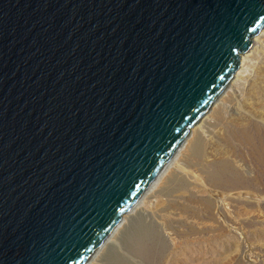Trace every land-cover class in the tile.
I'll list each match as a JSON object with an SVG mask.
<instances>
[{"label":"water","instance_id":"water-1","mask_svg":"<svg viewBox=\"0 0 264 264\" xmlns=\"http://www.w3.org/2000/svg\"><path fill=\"white\" fill-rule=\"evenodd\" d=\"M263 27L264 0H0V264H87Z\"/></svg>","mask_w":264,"mask_h":264},{"label":"rangeland","instance_id":"rangeland-1","mask_svg":"<svg viewBox=\"0 0 264 264\" xmlns=\"http://www.w3.org/2000/svg\"><path fill=\"white\" fill-rule=\"evenodd\" d=\"M257 43L243 77H233L220 107L205 115L194 150L175 154L162 177L173 174L151 185L91 264H264V44Z\"/></svg>","mask_w":264,"mask_h":264},{"label":"bare ground","instance_id":"bare-ground-1","mask_svg":"<svg viewBox=\"0 0 264 264\" xmlns=\"http://www.w3.org/2000/svg\"><path fill=\"white\" fill-rule=\"evenodd\" d=\"M252 42H258V43H261L262 45L264 44V28H262V30L259 32V34L257 35V36H255L254 38H253V40H252ZM257 43V44H258ZM260 45V44H259ZM262 45H260V46H262ZM263 47V46H262ZM254 55H255V49H251V50H249L246 54H244V55H242L241 57H240V66H239V69L237 70V72L235 73V75H234V78H235V80H237V79H240V78H242L243 76H242V74L243 73H245L246 72V70L245 69H243V68H247V67H250V65L248 64V62H250L251 60H253V58H254ZM255 59V58H254ZM245 66H247V67H245ZM245 77V76H244ZM234 80V81H235ZM238 81V80H237ZM234 83V82H233ZM219 106V104H217L216 106H215V103L212 105V111H214L215 110V108H217ZM220 107V106H219ZM211 111V110H210ZM211 111V112H212ZM216 111V110H215ZM219 112V111H218ZM210 114V113H209ZM209 116V115H208ZM206 117V116H204L201 120H200V123L197 125H195L192 129H191V132H190V135H189V137L185 140V142L183 143V145L181 146V148L179 149V151L180 150H182V148H183V152L185 151V149H187V151H189V150H192L195 146H194V141H192L191 139L193 138V136H194V134H197V135H200V129H201V127H200V125L201 124H207L206 122H208L209 121V117ZM211 116V115H210ZM211 120V119H210ZM201 135H202V133H201ZM198 137V136H197ZM200 142V141H199ZM197 144V143H196ZM198 148V147H197ZM196 148V149H197ZM194 150V149H193ZM178 151V152H179ZM198 151V150H197ZM182 152V153H183ZM182 153H180V157H183V156H185L186 155V153H184V154H182ZM179 155V154H178ZM175 156V155H174ZM177 160H178V158H177ZM185 162V161H184ZM180 165V164H179ZM169 166H167L162 172H161V174L159 175V177H157V179H156V181H154V183L155 182H157L163 175H164V173L165 172H167L166 171V169L168 168ZM175 168V167H174ZM180 170V169H179ZM176 171V170H175ZM173 172H174V170H172V171H168V176H170V175H172L173 174ZM177 172H178V170H177ZM168 176H165V177H162V180H160V184H164V182L166 181V178L168 177ZM179 176V175H178ZM177 176V177H178ZM153 183V184H154ZM153 186V185H152ZM150 189H151V187H150ZM157 192V191H156ZM154 193V192H153ZM132 211V210H131ZM129 215V214H128ZM127 216V215H126ZM125 217V216H124ZM126 218V217H125ZM125 218H123L124 220L122 221V222H120L119 223V225L109 234V236L106 238V240L108 241V239H112V237H115V235H116V233H120L119 232V230L121 229V228H123V227H125ZM116 238V237H115ZM105 240V241H106ZM105 241L102 243V245L105 243ZM112 241V240H111ZM107 244V243H106ZM109 244V243H108ZM101 245V247L95 252V254L93 255V257L91 258L93 261H94V259L96 258V257H98V259H101V257H102V255H103V253L104 252H106L105 251V249H104V251H103V249L100 251V249L103 247ZM107 246V245H106ZM100 257V258H99ZM90 264H91V261L89 262ZM93 263V262H92Z\"/></svg>","mask_w":264,"mask_h":264}]
</instances>
